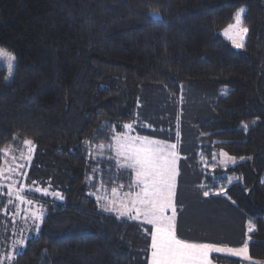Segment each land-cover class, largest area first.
<instances>
[{"label":"trees","instance_id":"obj_1","mask_svg":"<svg viewBox=\"0 0 264 264\" xmlns=\"http://www.w3.org/2000/svg\"><path fill=\"white\" fill-rule=\"evenodd\" d=\"M242 6L248 33L236 50L220 32ZM0 49L15 56L11 82L0 69V168L7 149L30 140L28 181L56 182L64 195L3 264H146L142 226L102 212L91 194L129 191L133 171L88 157L125 131L155 86L218 93L214 119L196 128L245 158L211 172L237 176L222 193L253 225L250 257L264 264V0H0Z\"/></svg>","mask_w":264,"mask_h":264},{"label":"rangeland","instance_id":"obj_2","mask_svg":"<svg viewBox=\"0 0 264 264\" xmlns=\"http://www.w3.org/2000/svg\"><path fill=\"white\" fill-rule=\"evenodd\" d=\"M241 8L245 9L241 19V26L245 27L243 18L246 7L242 6L239 9ZM230 25H235L234 18ZM228 26L220 34L234 49L240 50L245 45L248 32L240 35L235 28L230 32L232 38L242 44L241 47H236L232 40L224 35V31ZM0 69L6 71V80L11 82L15 70V56L13 53L0 49ZM217 96L218 93L214 89L188 87L177 97L170 94L164 87L155 86L152 96L138 99L135 117L130 123L133 125V129L131 131L125 129L123 133L133 137L147 136L149 139L177 146L176 195L174 199L177 216L176 230L181 239L186 241L196 240L195 237L198 236L196 233L199 228L197 222L199 220L194 215L197 216L196 212L199 211L205 212L204 216L201 217L202 220L211 222L207 224V228L203 229L210 231L208 237L210 240L216 239L213 244L218 247L240 248L245 244L247 245L249 240L248 226L251 223L244 214L231 207L232 201L225 198L223 194L224 190L232 181L236 180L237 176L231 174L214 175L211 171L218 168L235 167L245 161V158H235L228 154L222 156L221 153L225 152L214 148L213 142L202 136V133L196 128V124L214 119L213 105L217 100ZM90 146L91 152L88 157L90 162L106 156L108 159H113L121 167L123 158L116 155L114 139L109 145ZM35 151L33 143L29 146L24 142L22 145L10 147L4 152V161L0 168V190L5 193L3 200V196L0 195V259L3 260L4 256L13 258L14 255L23 250V244L27 240L38 236L43 219L36 221L39 225L37 227L36 222L33 220V213L42 214L44 218L54 206L64 201L63 190L56 182H49L45 185L39 181L34 183L28 181V167L33 161ZM228 157H233L235 160H230ZM20 165H23V167H19ZM12 168L17 169L14 176L10 172ZM133 178L131 182L135 180V175ZM107 188L106 185H98L95 193L91 194L98 201L99 209L102 212L120 217L116 211H105L104 205L109 200H115L118 206L125 193L119 195L121 193L116 191L113 194V191ZM36 189L41 191L37 192ZM45 190H47L48 195L44 194ZM205 191L209 192L207 197L203 195ZM54 192H59L60 198L54 197L52 195ZM17 195L25 200H31L32 203H21L17 199ZM212 202L221 203L223 207H217ZM210 208H217L218 210H210ZM8 211L9 213H7ZM123 218L142 226L144 237L148 240L147 250L149 253L146 264H150L151 232L149 229L151 226L144 224L142 220ZM251 228H253L252 225ZM224 233L227 234L224 235ZM214 234L215 236H213ZM18 242L24 243L21 247L16 248L14 244ZM6 250L9 251L8 254L4 253ZM215 254L229 256L227 253ZM233 258L240 260L243 264H253L251 259L245 261L240 257ZM3 262L0 260L1 264Z\"/></svg>","mask_w":264,"mask_h":264},{"label":"snow or ice","instance_id":"obj_3","mask_svg":"<svg viewBox=\"0 0 264 264\" xmlns=\"http://www.w3.org/2000/svg\"><path fill=\"white\" fill-rule=\"evenodd\" d=\"M244 12L245 9H239L235 13V25H229L224 31V35L231 39L236 47H241L242 44L233 39L230 32L234 28L240 35L248 32L247 28L241 26ZM123 128L131 131L133 125L125 124ZM113 139L117 157L123 158L121 167L131 169L135 180L129 183V191L120 199L118 206L115 200H109L105 203L104 210L116 211L120 217L142 220L144 224L151 226L150 264H212L210 259L212 253H227L245 261L250 260L246 244L240 248L218 247L212 243L189 242L177 236L174 199L177 175L175 144H166L163 141L149 139L147 136L133 137L127 133L115 135ZM25 144L30 146L32 141H25ZM221 155L227 156V153ZM228 159L235 160L233 157ZM16 171V168H12L11 175L14 176ZM36 191L41 190L36 189ZM112 191L115 194L116 188ZM44 194L48 195L47 190ZM52 195L60 198L59 192H54ZM203 195L207 197L209 192L205 191ZM17 199L21 203H32L31 200H25L20 195H17ZM32 215L34 222L43 219L42 214ZM251 230L250 225L249 231Z\"/></svg>","mask_w":264,"mask_h":264},{"label":"crops","instance_id":"obj_4","mask_svg":"<svg viewBox=\"0 0 264 264\" xmlns=\"http://www.w3.org/2000/svg\"><path fill=\"white\" fill-rule=\"evenodd\" d=\"M219 169V168H218ZM117 191V190H116ZM112 192V191H111ZM121 194H119V195H123L124 193H126V192H124V193H122V192H120ZM175 195H176V192H175ZM223 207V206H222ZM231 207L234 209V210H236V206L232 203V205H231ZM212 210V209H211ZM215 210H218V209H215ZM204 214H205V212H201V214H200V217H203L204 216ZM113 215H115V214H113ZM120 218H123V217H120ZM198 224H197V226L199 227L198 229H197V237H195V239L196 240H189V242H195V243H215V240H210L208 237H209V235H210V231L208 230V229H203V228H207V224H210L211 222L210 221H207V220H199L198 222H197ZM176 224H177V221H176ZM252 225V224H251ZM253 226V225H252ZM249 227H250V225L248 226V237H249V240H248V242H247V247H248V251H249V246H250V243L252 242V238H251V233L253 232V230H254V227L252 228V230L251 231H249ZM225 234H227V233H224V235ZM177 236H178V234H177ZM213 236H215V234L213 235ZM179 237V236H178ZM180 238V237H179ZM216 243H219V242H216ZM224 246H226L225 244H224ZM213 256H224V257H226V258H231L230 256H227V255H221V254H210V259H212V264H220V263H218V262H216L214 259H213ZM249 256H250V252H249ZM233 258V257H232ZM234 259H236V258H234ZM250 259H251V257H250Z\"/></svg>","mask_w":264,"mask_h":264}]
</instances>
